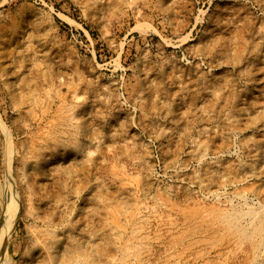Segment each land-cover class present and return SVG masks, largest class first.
I'll return each instance as SVG.
<instances>
[{"label":"rangeland","instance_id":"rangeland-1","mask_svg":"<svg viewBox=\"0 0 264 264\" xmlns=\"http://www.w3.org/2000/svg\"><path fill=\"white\" fill-rule=\"evenodd\" d=\"M0 118L11 264H264V0H0Z\"/></svg>","mask_w":264,"mask_h":264},{"label":"bare ground","instance_id":"bare-ground-1","mask_svg":"<svg viewBox=\"0 0 264 264\" xmlns=\"http://www.w3.org/2000/svg\"><path fill=\"white\" fill-rule=\"evenodd\" d=\"M186 28V27H185ZM180 30V29H179ZM193 30V29H192ZM25 124V123H24ZM23 124V125H24ZM39 125V124H38ZM25 129V128H24ZM23 129V130H24ZM28 129V128H27ZM29 130V129H28ZM27 130V132H28ZM0 132L6 137L8 138L10 136V133L7 129V127L5 126V123H3L2 119L0 118ZM25 132V131H24ZM23 132V133H24ZM31 132V131H30ZM25 134V133H24ZM28 135V133H27ZM30 135V133H29ZM24 136V135H23ZM30 137V136H28ZM32 140V136L30 137ZM24 139H27L24 138ZM7 140V139H6ZM34 140V139H33ZM27 141V140H26ZM6 143V142H5ZM12 143V142H11ZM14 143V140H13ZM30 144H34L32 142L29 141ZM29 145V144H28ZM14 146V145H12ZM33 146V145H32ZM31 146V147H32ZM30 148V147H29ZM13 149V148H12ZM30 152L31 149H30ZM68 153H71V151H69ZM33 154V153H32ZM8 155V154H7ZM8 159V158H7ZM84 166V165H83ZM79 167V165H78ZM85 167V166H84ZM82 171V170H81ZM80 179V178H79ZM84 180V179H83ZM228 181V178L225 179V182ZM217 179L216 177H211V179L208 181V185L212 184V183H216ZM224 184V183H223ZM76 188V187H75ZM250 190H246L245 192H249ZM104 192V191H103ZM102 192V193H103ZM112 192V191H111ZM110 192V193H111ZM109 193V192H108ZM244 193V192H242ZM160 195V194H159ZM184 195V194H183ZM98 196V195H97ZM108 196V195H106ZM238 196L241 197V199L243 200L242 203H238L239 205V209H233L232 207L227 208L224 212H225V216H224V221L227 222V228L230 229V232L233 234H236V236H240L243 235L244 237L250 236L252 234H261L262 231H264V209H252L250 207H247V209L242 208L243 205L245 204V196H243V194H239ZM114 197V196H113ZM101 199V198H100ZM111 199V198H110ZM86 200V199H85ZM84 200V201H85ZM90 198L88 199V202L92 201L90 200ZM230 201L233 200V198L229 199ZM100 201V200H99ZM116 201V200H115ZM95 203V202H94ZM89 204V203H88ZM19 205H20V194L17 191L16 188H13V186L9 183V187H8V191L7 193L2 197V207H1V213H0V263L1 264H11V260H12V255L10 252V233L16 223V218L19 212ZM93 205V203H92ZM138 205V204H137ZM51 206V205H50ZM94 206V205H93ZM52 209V208H51ZM92 209V208H91ZM223 210V209H222ZM215 213V212H214ZM213 213V214H214ZM218 213V212H217ZM216 213V214H217ZM215 214V215H216ZM221 216V213H219ZM88 216V215H87ZM87 218V217H86ZM246 220V222L243 224L242 222ZM50 221V220H49ZM222 221V220H221ZM252 228L253 230L251 232H249L247 229ZM31 230V229H30ZM33 230H35L33 228ZM32 230V231H33ZM48 230V229H47ZM47 230H44L45 232H47ZM31 231V232H32ZM38 231V230H37ZM34 232V231H33ZM36 232V231H35ZM39 232H41L39 230ZM57 233V232H56ZM30 234V232H29ZM37 234V232H36ZM31 235V234H30ZM34 235V234H32ZM41 240V242H39L38 245H41L39 247H36L37 251L39 250L41 255H43L44 257V261L45 264H64L63 262L65 261V257L67 256L68 252H70L68 249L61 248L62 250V254H60V259H56V257L54 255H51V253L48 251L51 249H55L54 251H56V248L59 245L58 240H56V235L54 232H47V233H42V234H37ZM35 236V235H34ZM33 236V237H34ZM36 237V238H37ZM34 238V242L38 243L37 239L39 238ZM45 239H48L49 242H46ZM106 239V238H105ZM37 241V242H36ZM64 241V240H63ZM62 241V242H63ZM137 241V240H136ZM33 242V243H34ZM89 244V241L87 242ZM91 244V242H90ZM105 244V242H104ZM82 245V244H81ZM63 247V246H61ZM80 247V246H79ZM78 247V248H79ZM83 248V247H82ZM89 250V248H88ZM91 250V249H90ZM34 251V248L33 250ZM31 251V252H32ZM36 251V252H37ZM38 251V252H39ZM60 251V248H59ZM30 252V255H31ZM61 252V251H60ZM90 252V251H89ZM75 253V252H74ZM86 254V253H85ZM33 255V254H32ZM40 255V254H39ZM40 255V256H41ZM80 255V254H79ZM83 256V255H82ZM88 256V255H87ZM32 257V256H31ZM30 257V258H31ZM74 257V256H73ZM76 257V256H75ZM80 257V256H79ZM67 258V257H66ZM71 258V257H70ZM77 258V257H76ZM75 258V259H76ZM83 258V257H82ZM85 258V257H84ZM56 259V261L54 260ZM87 259V258H86ZM85 259V260H86ZM26 260V259H25ZM57 260H59L60 262H57ZM70 260V259H69ZM42 262V263H43ZM66 264V263H65Z\"/></svg>","mask_w":264,"mask_h":264}]
</instances>
